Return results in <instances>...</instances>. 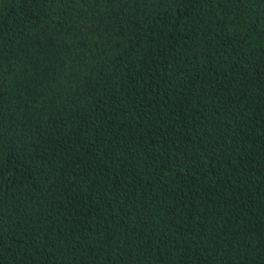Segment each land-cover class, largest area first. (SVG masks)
Returning a JSON list of instances; mask_svg holds the SVG:
<instances>
[{
	"label": "trees",
	"instance_id": "trees-1",
	"mask_svg": "<svg viewBox=\"0 0 264 264\" xmlns=\"http://www.w3.org/2000/svg\"><path fill=\"white\" fill-rule=\"evenodd\" d=\"M0 264H264V0H0Z\"/></svg>",
	"mask_w": 264,
	"mask_h": 264
}]
</instances>
